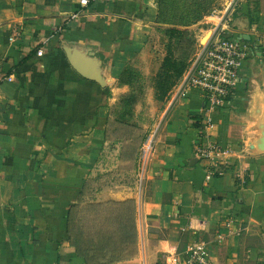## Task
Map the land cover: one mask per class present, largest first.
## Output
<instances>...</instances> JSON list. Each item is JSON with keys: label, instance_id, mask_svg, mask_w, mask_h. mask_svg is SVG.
<instances>
[{"label": "crops", "instance_id": "crops-1", "mask_svg": "<svg viewBox=\"0 0 264 264\" xmlns=\"http://www.w3.org/2000/svg\"><path fill=\"white\" fill-rule=\"evenodd\" d=\"M244 11L253 26L234 22V33L252 48L211 112V137L227 151L213 167L191 151L204 109L196 87L165 105L145 158L141 141L106 137L128 89L122 68L155 24L153 0H0V264H85L66 242L64 211L106 199L134 203L138 264L196 235L214 264H264V152L246 145L251 93L264 98V0ZM65 45L96 59L103 85L72 68Z\"/></svg>", "mask_w": 264, "mask_h": 264}, {"label": "trees", "instance_id": "trees-1", "mask_svg": "<svg viewBox=\"0 0 264 264\" xmlns=\"http://www.w3.org/2000/svg\"><path fill=\"white\" fill-rule=\"evenodd\" d=\"M155 5L153 20L161 23L160 30L165 35V52L159 70L154 74V91L164 93L188 65L189 54L195 46V40L189 35L186 26L209 10L201 0H183L181 6L174 8L171 13H168L166 8H161L157 0ZM243 40L249 42L248 39ZM249 46L252 48L251 44ZM262 54L264 55V52ZM131 73L128 68H122L120 81L130 84ZM117 112V115L106 120V137L141 141L144 136L142 128L125 120L122 109ZM82 195L81 192L80 196ZM133 208L134 203L130 199L86 202L84 207L79 206V201L69 204L63 215L66 242L73 246L85 264L112 261L117 264H138L136 260L131 259L137 242ZM150 230L155 232L157 229Z\"/></svg>", "mask_w": 264, "mask_h": 264}, {"label": "built area", "instance_id": "built-area-1", "mask_svg": "<svg viewBox=\"0 0 264 264\" xmlns=\"http://www.w3.org/2000/svg\"><path fill=\"white\" fill-rule=\"evenodd\" d=\"M235 5L236 0H227L222 8L210 9L204 15L209 24V33L197 46L167 102L169 106L186 93L189 87H196L200 91L204 109L198 119L191 151L195 158L207 159L213 167H217L218 161L227 151L211 137L210 130L215 123L211 112L227 101L238 81V69L251 52L249 43L234 33ZM16 32L17 29H13L8 39L11 40ZM41 52L40 48L35 50L37 55ZM152 135L149 133L141 143L139 159L145 158L151 150ZM214 239H222L221 234L215 233ZM207 245L206 239L193 236L182 250L163 251L159 264H214L207 255Z\"/></svg>", "mask_w": 264, "mask_h": 264}, {"label": "rangeland", "instance_id": "rangeland-1", "mask_svg": "<svg viewBox=\"0 0 264 264\" xmlns=\"http://www.w3.org/2000/svg\"><path fill=\"white\" fill-rule=\"evenodd\" d=\"M155 2V0H153ZM161 8H166L168 13H171L174 8H179L183 0H157ZM206 5L207 10L213 8H222L227 0H201ZM245 2L247 0H236L235 9L233 12L234 22L238 23L240 29H249L253 26V17L245 14ZM210 8V9H209ZM207 13V11H206ZM204 13L200 18L196 19L186 27L189 30V35L195 40V46L191 50L188 62L199 45L198 39L202 34L209 30V24L204 20ZM161 23L155 22L152 28L146 30V34L137 41L134 55L125 69L131 70L129 76L131 83L127 84L128 89L111 104V116L118 114L117 110L122 109L124 119L129 122H134L143 130L144 141L149 133L154 134L161 121V113L167 104L173 89L175 88L180 77L171 85H169L164 93L154 91L155 89V72L159 70V65L164 55V40L165 35L160 30ZM205 36L201 37V42L205 40ZM172 46V44H171ZM185 70V69H184ZM122 96V97H121ZM154 137V135H152ZM140 143V144H141Z\"/></svg>", "mask_w": 264, "mask_h": 264}, {"label": "water", "instance_id": "water-1", "mask_svg": "<svg viewBox=\"0 0 264 264\" xmlns=\"http://www.w3.org/2000/svg\"><path fill=\"white\" fill-rule=\"evenodd\" d=\"M206 33L208 35L209 30H206L201 37L205 36ZM240 36L243 39H248V35L244 32ZM201 37L198 39L199 44L202 43L200 41ZM62 48L67 61L76 72L85 78L95 81L99 85L104 84L101 74L96 69V59L74 46L65 45ZM250 100L247 106V114L254 121L255 133L247 141L246 145L252 152L260 153L264 152V98L260 91L255 90L252 91Z\"/></svg>", "mask_w": 264, "mask_h": 264}]
</instances>
